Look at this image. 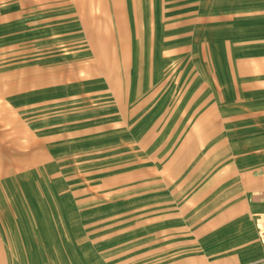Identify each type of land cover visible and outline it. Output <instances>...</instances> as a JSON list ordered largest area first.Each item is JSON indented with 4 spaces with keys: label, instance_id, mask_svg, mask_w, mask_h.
Returning <instances> with one entry per match:
<instances>
[{
    "label": "rangeland",
    "instance_id": "374dc122",
    "mask_svg": "<svg viewBox=\"0 0 264 264\" xmlns=\"http://www.w3.org/2000/svg\"><path fill=\"white\" fill-rule=\"evenodd\" d=\"M13 1L0 0V264L184 256L160 253L178 227L172 208L152 206L148 185L191 159L196 141L188 132L175 149L180 125L166 135V120L140 115L168 102L188 114L191 81L205 98L231 87L227 69L264 43L252 0H131L129 11L111 2L125 17L101 16L103 3L90 0L77 21L32 25L11 13ZM110 23L116 32H105ZM215 109L191 126L210 127Z\"/></svg>",
    "mask_w": 264,
    "mask_h": 264
},
{
    "label": "crops",
    "instance_id": "0c3cea01",
    "mask_svg": "<svg viewBox=\"0 0 264 264\" xmlns=\"http://www.w3.org/2000/svg\"><path fill=\"white\" fill-rule=\"evenodd\" d=\"M80 1L14 0L11 13H17L19 21L30 25L56 17L77 21V15L85 8L83 3H90V0ZM96 2L103 3V8L99 9L104 12L101 16L129 15L122 10L117 13V8L110 5L114 0ZM125 2L124 9L131 10L132 1ZM252 3V8L264 18V0H252ZM107 27L106 33L116 32L113 23ZM261 35L259 38L264 37ZM254 59L258 66L248 68L247 63ZM241 61L246 65L235 66V72L232 68L227 69L223 76L231 87H223L221 97H217L216 89L208 90V98L204 97L206 93L200 97L199 92L204 86L193 85L191 81V84L183 85L185 91L196 89L192 99L195 106L188 114L184 109L175 108L176 102H168L160 111L150 105L152 109L140 115L143 120H152L149 125H154L160 118L166 120L162 129L166 135L173 122L180 125V138L173 144L175 149H178L182 135L188 132L193 133L196 141L191 159L163 167L164 177L151 179L148 185L152 201H157L152 206L172 208L169 221L176 222L178 227L173 233L174 243L160 253L184 255L160 264H264V43L254 54L243 56ZM168 89L166 87L164 91ZM137 100L141 99L136 94L134 101ZM209 105L216 107L211 111L216 121L201 129L197 125L196 128L191 126L193 122L204 123L200 119L207 114L203 109ZM193 108L195 110L189 113ZM157 172L155 170L156 175ZM156 175L150 174L152 178Z\"/></svg>",
    "mask_w": 264,
    "mask_h": 264
}]
</instances>
